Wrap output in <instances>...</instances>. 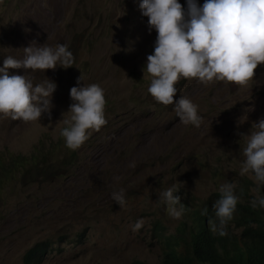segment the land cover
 <instances>
[{"label":"rangeland","instance_id":"374dc122","mask_svg":"<svg viewBox=\"0 0 264 264\" xmlns=\"http://www.w3.org/2000/svg\"><path fill=\"white\" fill-rule=\"evenodd\" d=\"M138 4L0 0V63L5 55L22 57L33 42L64 43L74 58L67 68L28 73L35 82H55L50 114L29 122L0 115V264H25L37 245L45 248L38 264H162L163 255L188 257L191 236L176 225L192 223L194 210L214 200L220 184L233 181L237 194L245 193L239 200L252 199L251 174H239L241 134L264 118V63L245 85L181 79L174 102L190 98L202 117L199 127L183 124L173 105L147 92L143 68L156 32ZM80 76V84L104 89L107 123L70 150L59 131ZM173 183L181 185L177 194L185 204L178 220L157 194ZM121 188L126 204L120 208L111 193ZM137 219L144 223L133 232ZM173 234L175 247L160 251Z\"/></svg>","mask_w":264,"mask_h":264},{"label":"clouds","instance_id":"9594fccd","mask_svg":"<svg viewBox=\"0 0 264 264\" xmlns=\"http://www.w3.org/2000/svg\"><path fill=\"white\" fill-rule=\"evenodd\" d=\"M138 7L148 18L149 30L154 28L156 32L153 51L146 56L143 68L150 76L147 92L157 103L173 105V111L183 124L199 127L202 117L198 105L190 98L181 95L174 102L178 91L175 85L181 79L245 85L252 81L257 65L264 63V0H203L199 5L197 0H185L184 7L179 0H139ZM22 50V57L5 55L0 63V115L12 120L37 121L42 113L50 114V98L56 84L49 79L35 82L29 71L43 72L57 65L67 68L74 65V58L68 46L59 42L54 45L33 42ZM9 69L24 72L10 73ZM77 80V85L69 89L72 103L66 112L70 115L62 118L64 126L59 131L70 150L78 149L92 131L107 123L104 89L96 83L80 84L81 76ZM241 135L246 137V142L239 174H251L256 185L252 199L239 200V195L245 193L240 190L238 195L235 182L226 181L220 184L218 193L212 194L214 200L209 198L208 205L194 210L191 221L196 225L195 213L200 211L207 215V208H211L215 219L209 221L210 231L219 236L227 234L235 238L242 234L243 227L235 224L227 227L237 216L238 201L243 205L249 203L259 212L258 220L264 222V194L260 191L264 186V118L253 122L249 134ZM129 167H135V163H130ZM180 187L173 183L157 193L167 214L177 220L185 212V204L177 194ZM111 198L120 208L126 204L122 188L112 191ZM247 221L253 227L249 218ZM143 223L142 219H137L131 230L138 231ZM260 228L264 229V223ZM167 256L171 258L172 254Z\"/></svg>","mask_w":264,"mask_h":264},{"label":"trees","instance_id":"16d2710c","mask_svg":"<svg viewBox=\"0 0 264 264\" xmlns=\"http://www.w3.org/2000/svg\"><path fill=\"white\" fill-rule=\"evenodd\" d=\"M208 205V204H207ZM207 215L200 211L195 213L196 225L183 221L177 225L178 230L188 232L191 235V246L188 257H180L177 260L171 256L162 257L163 264H264V229L260 227L264 223L258 220L259 212L250 204H237V216L228 224L243 227L241 235L231 237L229 235L219 236L210 231L209 221H214V214L207 208ZM250 219L253 227L248 225ZM185 222V223H184ZM162 228L156 224V230ZM159 235V234H157ZM180 235V234H179ZM162 248L175 245V236L168 235L162 240ZM45 248L37 245L25 256V264H38ZM171 259L175 261H171ZM185 260V261H183Z\"/></svg>","mask_w":264,"mask_h":264}]
</instances>
